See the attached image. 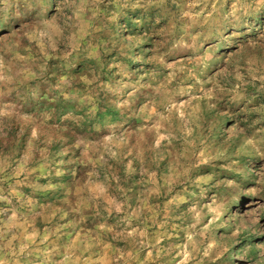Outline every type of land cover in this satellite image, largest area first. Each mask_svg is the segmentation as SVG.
Listing matches in <instances>:
<instances>
[{
	"label": "rangeland",
	"instance_id": "rangeland-1",
	"mask_svg": "<svg viewBox=\"0 0 264 264\" xmlns=\"http://www.w3.org/2000/svg\"><path fill=\"white\" fill-rule=\"evenodd\" d=\"M0 264H264V0H0Z\"/></svg>",
	"mask_w": 264,
	"mask_h": 264
}]
</instances>
